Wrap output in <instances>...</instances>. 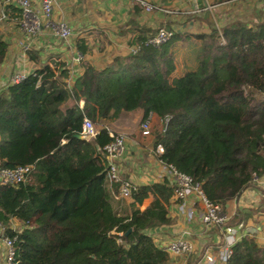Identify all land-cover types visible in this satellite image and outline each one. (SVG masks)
<instances>
[{
  "label": "trees",
  "instance_id": "16d2710c",
  "mask_svg": "<svg viewBox=\"0 0 264 264\" xmlns=\"http://www.w3.org/2000/svg\"><path fill=\"white\" fill-rule=\"evenodd\" d=\"M177 36L151 46L141 34L116 66L83 62L70 88L65 70L45 65L0 93V168L32 165L22 182L0 184V227L13 238L15 264L168 263L147 230L170 221L169 184L137 185L122 214L107 196L117 191L106 178L104 124L122 110L166 119L154 136L158 157L221 211L264 172V23L193 34L201 39L195 68L170 78ZM4 49L0 41V60ZM83 117L97 129L92 139L73 136ZM148 191L156 195L139 210ZM224 264H264V243L237 239Z\"/></svg>",
  "mask_w": 264,
  "mask_h": 264
},
{
  "label": "crops",
  "instance_id": "0c3cea01",
  "mask_svg": "<svg viewBox=\"0 0 264 264\" xmlns=\"http://www.w3.org/2000/svg\"><path fill=\"white\" fill-rule=\"evenodd\" d=\"M40 0H30L37 5ZM152 9L144 10L135 0H51L47 17H39L40 23L32 32L19 28L17 6L0 0V41L4 44V55L0 60V93L10 85L9 79L27 75L48 65L59 72L66 71L65 84L72 86L73 80L82 70L83 62L95 68L116 66V58L130 53L136 43L134 39L149 33L143 28L154 30L165 26L177 33L171 53L174 68L170 74L177 77L184 71L193 70L196 61L190 48L201 44L193 34L218 31L237 24L253 26L264 23V0H143ZM65 23L70 35L61 39L56 34V25ZM23 45H25L23 47ZM84 49L79 52V48ZM196 47V48H197ZM186 67H192L185 69ZM67 99L60 109L70 106ZM82 106V101L77 103ZM142 111H120L117 117L104 124L111 132L124 135V152L118 160L119 175L137 185H151L169 181L163 175L154 150V136L161 128L162 120L151 114L148 135H141L138 123ZM110 204L118 214L129 210V199L125 201L117 193L107 189ZM156 195L148 191L138 205L145 208ZM123 200V201H122ZM121 202L123 204H121ZM188 203V202H187ZM193 216L188 218L177 209L172 196L168 199L166 213L170 221L155 225L147 230L153 241L161 247L168 240L182 236L192 245L189 253L168 254L167 264H224L218 261L222 236L228 228H237V239L251 237L257 244L264 243V172L242 190L235 198L227 201L222 211L228 219L220 226L205 228L200 223V205L193 203ZM15 220L10 225L17 227ZM187 231V235L183 234ZM0 227V264L4 263V246Z\"/></svg>",
  "mask_w": 264,
  "mask_h": 264
},
{
  "label": "built area",
  "instance_id": "2783aa9c",
  "mask_svg": "<svg viewBox=\"0 0 264 264\" xmlns=\"http://www.w3.org/2000/svg\"><path fill=\"white\" fill-rule=\"evenodd\" d=\"M15 4L19 10V28L24 32H32L37 29L40 23L39 17H47L51 10V0H40L37 5H32L30 0H6ZM141 4L144 10L149 11L152 9L151 5L143 0H135ZM173 33V30L165 26H158L154 29V32L145 36L141 41L142 45L156 46L165 42ZM56 34L61 39H66L69 35L68 26L59 22L56 25ZM220 41L223 44L224 41L220 36ZM25 45H23L24 47ZM138 45L135 44L131 47L130 52H135ZM25 76V75H24ZM23 75H13L9 79V84H13L21 80ZM66 88H70L66 84ZM80 108V107H79ZM151 114L149 113L146 118L138 123L141 135H148L149 119ZM166 119L162 120V124ZM108 135L111 140L102 147V151L106 160V178L107 183H116L117 195L120 198H128L132 191L136 190L137 184L131 180L123 178L119 175L117 163L119 158L124 152V135L121 133H113L106 126ZM162 130V129H161ZM97 133V129L93 126L92 122L86 118H82L81 130L79 137L85 139H92ZM155 153L157 155L158 164L163 169V175L167 177L169 186L171 187V196L177 202V209L185 213L190 218L193 216V203L197 202L200 205L198 211V218L200 223L205 228L214 226H220L228 219V217L221 211L220 207L210 202L205 198L201 192L197 183L192 182L189 175L177 170L172 164L167 163L160 159L158 156L162 153V146L156 144L154 146ZM32 169V165H19L13 168H0V184H18L22 182L28 172ZM188 202V203H187ZM237 228H228L226 233L222 236V243L220 244V251L218 253V261L224 263L230 254L231 245L237 240L236 231ZM183 234L187 235V231ZM2 244L4 246V263L15 264L13 261L14 246L13 238H2ZM160 248L166 251L167 254L178 255L189 253L192 250V245L187 238L182 236L175 237L168 240Z\"/></svg>",
  "mask_w": 264,
  "mask_h": 264
},
{
  "label": "rangeland",
  "instance_id": "374dc122",
  "mask_svg": "<svg viewBox=\"0 0 264 264\" xmlns=\"http://www.w3.org/2000/svg\"><path fill=\"white\" fill-rule=\"evenodd\" d=\"M19 15H20V13H18V16L17 17H19ZM197 47V45H196V43H195V46H192L191 48H190V50L192 51V52H190L191 53V56H193L194 55V57H193V61L195 60L196 61V55H197V52H198V47ZM194 61V62H195ZM190 68H192V67H186L185 69H190ZM172 76H170V78H171ZM169 78V79H170ZM125 201H128V198H123ZM123 201V200H122ZM121 204H123L122 202H121Z\"/></svg>",
  "mask_w": 264,
  "mask_h": 264
},
{
  "label": "water",
  "instance_id": "95a60500",
  "mask_svg": "<svg viewBox=\"0 0 264 264\" xmlns=\"http://www.w3.org/2000/svg\"><path fill=\"white\" fill-rule=\"evenodd\" d=\"M134 110V109H133ZM131 111V110H130ZM73 136H75V137H79V135L78 134H73ZM15 229H16V227H15Z\"/></svg>",
  "mask_w": 264,
  "mask_h": 264
}]
</instances>
